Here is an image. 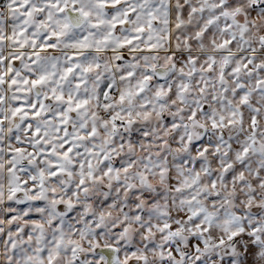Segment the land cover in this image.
<instances>
[{
	"label": "clouds",
	"instance_id": "1",
	"mask_svg": "<svg viewBox=\"0 0 264 264\" xmlns=\"http://www.w3.org/2000/svg\"><path fill=\"white\" fill-rule=\"evenodd\" d=\"M0 264H264V0H0Z\"/></svg>",
	"mask_w": 264,
	"mask_h": 264
},
{
	"label": "snow or ice",
	"instance_id": "2",
	"mask_svg": "<svg viewBox=\"0 0 264 264\" xmlns=\"http://www.w3.org/2000/svg\"><path fill=\"white\" fill-rule=\"evenodd\" d=\"M69 71H71V69H69ZM40 80H43V77H41ZM40 80H33V83H34V84L39 83ZM13 83H15V81H13ZM34 114H38V112H37V113H34ZM17 150L19 151L20 149H17ZM70 150H71V149H68V151H70Z\"/></svg>",
	"mask_w": 264,
	"mask_h": 264
}]
</instances>
